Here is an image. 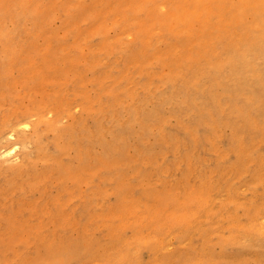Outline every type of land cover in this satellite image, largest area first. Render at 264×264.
<instances>
[{"label":"rangeland","instance_id":"1","mask_svg":"<svg viewBox=\"0 0 264 264\" xmlns=\"http://www.w3.org/2000/svg\"><path fill=\"white\" fill-rule=\"evenodd\" d=\"M0 264H264V0H0Z\"/></svg>","mask_w":264,"mask_h":264}]
</instances>
